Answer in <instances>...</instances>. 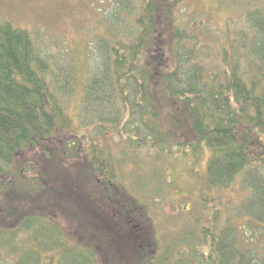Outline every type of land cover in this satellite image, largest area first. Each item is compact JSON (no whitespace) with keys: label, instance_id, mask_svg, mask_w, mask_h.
<instances>
[{"label":"trees","instance_id":"16d2710c","mask_svg":"<svg viewBox=\"0 0 264 264\" xmlns=\"http://www.w3.org/2000/svg\"><path fill=\"white\" fill-rule=\"evenodd\" d=\"M181 1L140 0L133 4L121 0L112 21L121 31H109L101 67L80 88L72 82L73 73L51 67L27 30L0 23V211L14 216L11 226L0 224V255H5L7 264H101L94 242H103L96 244L97 249L106 243L112 250L114 242L107 237L111 225L126 234V241L110 251L112 259L110 254L104 257V264H168L160 254L164 250L172 255V249L189 255L193 264H264V0H218L225 1L228 9L243 10L246 20V26L231 35L224 48L218 46L222 38L210 32L207 21L186 23L182 9L177 18ZM210 45L217 47L210 50ZM164 110L166 122L161 120ZM127 112L138 115L144 137L123 129L132 122L125 119ZM74 119L78 121L76 131L94 125L116 128L128 143L148 146L146 154L152 159L154 153L162 152L198 158L207 150L205 176L199 180L193 171L196 183L205 181L210 189L237 186L246 192L233 201L231 207L235 208L226 218H219L220 210L214 218L209 216L208 224H202V216L193 221L195 233L201 224L203 237L211 238L210 253H199L192 245L186 250L182 245L167 246V230L162 231V240L150 205L138 203L140 198L129 193L123 202H115L113 194L114 222L106 223L103 213L87 216L89 238L71 244L53 216L64 199L58 189L59 168L76 161H66V155H74L63 151L64 137L51 150L52 159L46 157L47 163L31 162L37 170L35 186L28 177H14L13 171L19 154L35 150L44 155ZM71 136L66 131V139L72 140ZM178 137L184 140L179 142ZM92 144L94 157L82 155L76 178L70 180L64 174L62 181H84L81 188H96V194L103 196L104 186L111 188L127 160L114 165L110 151ZM134 155L140 156L132 152L129 157ZM194 161L187 164L192 168ZM20 163L27 166L29 162ZM137 164L142 162L133 165ZM164 165L172 164L167 160ZM155 166L157 175L151 187L156 186L154 197L159 195L151 204L168 197L164 188L171 183ZM121 183L124 188L126 182ZM145 191L141 194L148 196ZM45 197H54V201L43 203ZM188 219L193 218L188 215ZM142 224L149 226L148 233ZM126 245L133 250V261L124 259Z\"/></svg>","mask_w":264,"mask_h":264},{"label":"rangeland","instance_id":"374dc122","mask_svg":"<svg viewBox=\"0 0 264 264\" xmlns=\"http://www.w3.org/2000/svg\"><path fill=\"white\" fill-rule=\"evenodd\" d=\"M120 1L121 0H0V23L9 22L16 28L27 30L36 41L37 47L40 49L43 56L51 63V67H55L57 71L59 69L65 73H73L72 82L74 81V83H77L76 87L80 88L90 77L93 70L101 67L104 58L102 48L109 42V40H107L109 31H121V27L114 28L112 23L114 20V11L118 7L117 5L121 4ZM138 1L140 3V0H132V3L138 4ZM166 2H168V0H166ZM180 3L181 5L178 6L179 9L177 10V18L181 17L179 12L180 9H182L184 12L183 15H186V23L194 22L195 24H201L200 20L207 21L208 27L212 29L210 32L222 38L218 46H222L223 48L225 44L228 43L231 35L235 36L239 30L246 26L243 10L234 8L228 9L226 8L225 1L219 3L218 0H182ZM118 17L122 18V15L120 14ZM120 21L122 22L123 20L119 19L118 22ZM127 24L128 23H126L125 26ZM216 47L217 46L211 47L210 45L209 49L213 50ZM212 58H215L214 55ZM76 100L77 99H74L69 105L70 114L71 110L75 109ZM164 106L166 107L167 104H164ZM166 112V110L163 111L161 116L162 122H166ZM125 119L132 122L124 127V130L133 132L137 134L138 137H144L146 131L142 129V124L138 123V115L132 117L130 113L127 112ZM137 123L138 126H136ZM77 127L78 121L74 119L71 128L60 131L61 139L59 138L60 134H57V138H54L56 140H53L47 146L49 150L47 149L44 155L38 154L37 152L39 151L35 150L24 152L21 155L19 154L17 158L18 162L13 171L14 177L22 176L26 179L28 177L35 186L34 180L37 170L35 169L34 171L31 162H39L40 165L47 163L48 160H45L46 157L52 159L53 153L51 150L60 144V141L63 143L64 137L63 151L67 153V150H69L74 155H66L68 158L65 157L66 161L74 159H76V161L70 166H61L59 168L61 180L58 189L62 190L64 199L60 209L54 208L53 211L55 214L53 216H55L57 221L61 222L71 244L80 243L82 240L81 238L86 236L89 238L88 228H86V225H88L86 222L87 216H94L93 213H103L107 220L102 219L105 220L106 223L108 220L114 222L115 218L111 215L112 211H114V206H112L114 200L113 194L117 196V199L114 200L115 202H123V197L126 198L129 193V195L134 198H140V202L138 203L143 202L150 205V211L155 218V224L158 226L159 235L162 240L163 238L161 235L164 236L162 231L167 230L165 234L167 246L182 245L184 246L183 250H186L188 248L187 245H192L197 248L199 253H204L206 255L210 253L209 243L211 238L209 237L206 240V238L203 237V233H201V224L198 225L199 231L195 233V230L193 231V221L195 222L197 220L196 217L200 218L202 216V224L210 222L211 218L208 219L209 216L214 218L213 214H215L216 211L220 212V210L223 214L219 215V218H222L223 215H225L226 218L227 215H230L229 212L231 209L235 208L233 206L231 207V205H234L233 201L237 202L246 195V192L239 190L237 186L210 189L205 181L196 183L193 171L196 172L195 175L198 178L205 176V166L208 159L207 150L201 152L203 157L198 156V158H194V156H188L187 159L176 156V152L173 156L168 152H162L160 155L154 153V160L152 159L153 157L146 154L148 146L142 145V147H137V145L128 143V141L123 139L125 136H120L117 129L110 125H107L105 128L100 127V125L81 127L76 131L75 129ZM66 131L72 135V140L66 139ZM177 139L179 142L184 140L179 137ZM65 141H67L66 145ZM71 142L74 144H71ZM92 143H95L96 147L101 150L110 151L112 153L111 161L114 165L127 160V165L122 168L120 171L121 173L117 177V181H113V184H111V188H108L106 185L104 186L106 193L103 196H98V194H96V188L92 189L86 185H83V188H81L80 184H84V181L77 182L76 180V184L62 181L64 174L70 180L76 178V171L78 170L77 168H80L78 164H81L82 155H87L90 159L94 157L95 153L91 146L94 144ZM132 152H138L140 156L134 155L129 157ZM146 156L148 157L146 158ZM192 159H195V161L192 163L191 168L188 164ZM167 160L172 165L166 167L164 164L165 162L167 163ZM20 162L29 163L25 166L21 165ZM137 162L139 164L142 162V164L139 166L138 164L133 165ZM154 164H156L160 170H163L164 176L167 180L170 179L172 184L169 183L167 187L164 188L168 195L166 199L164 198L156 204H151L152 199L159 195L156 194L154 197L153 192L156 190V186L153 185V187H151L153 177L157 175V169L156 166L154 167ZM199 173L201 176H197ZM120 179L123 183L126 182V184H123L124 188L122 187ZM199 180L202 179L199 178ZM136 186L137 188L135 189ZM100 188L102 187H98L99 192ZM142 190H146L145 192L148 193V196H143L144 194H141ZM48 192H46V195ZM49 194L51 196L50 192ZM53 198L45 197V200L42 202L48 203V199L53 202ZM103 201L108 202L109 205L105 203L102 204L101 202ZM99 207H101V209ZM80 209H84L83 212H80ZM97 209L101 212H97ZM181 211L184 214H181ZM84 213H90L91 215H85ZM188 215L190 219L193 218L192 221L188 219ZM157 216H159V220ZM142 219L145 220L144 217H142ZM13 221L14 216L5 215L0 211V224L11 226ZM146 221L149 223V226L152 225V222H149L147 219ZM172 224H175V226L172 227ZM143 226L142 224V228L148 233L149 226ZM236 228H239V225ZM82 232L83 235L81 234ZM125 235L126 234L119 231L116 226L111 225L107 237H111V243L114 242L112 250H109V246L106 243L102 244V247L98 246L97 249L96 244L100 245L103 242L100 240L94 242L95 250L97 251L98 257L101 259V261L98 260V262L104 264V257H109V254L112 259L111 252L126 241ZM141 235L142 238L145 237L144 232L141 233ZM125 247L126 252L124 253V259H127V262H129V258H131V261H133V250L129 248V245ZM171 252L172 255L167 253L164 254L163 250L162 254H160V251L158 254H160V257L163 255L162 258H164L168 264H193L189 255L182 252L180 253L185 255L179 254V250L177 249H172ZM3 256L5 257V255H0V264H7ZM109 262H113L112 264H114V261Z\"/></svg>","mask_w":264,"mask_h":264}]
</instances>
